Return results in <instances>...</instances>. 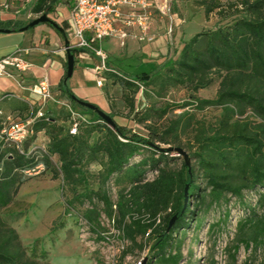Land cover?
I'll return each mask as SVG.
<instances>
[{
	"label": "trees",
	"instance_id": "1",
	"mask_svg": "<svg viewBox=\"0 0 264 264\" xmlns=\"http://www.w3.org/2000/svg\"><path fill=\"white\" fill-rule=\"evenodd\" d=\"M60 2L35 0L31 10L48 15ZM199 4L205 17L216 14L214 28L183 41L174 58L135 80L115 73L111 76L121 86L122 98L145 135L117 124L111 113L107 114L114 127L95 111L80 106L78 101L82 99L69 91L65 65L58 90L80 108L85 121L78 124L76 135H70L68 127L58 124L57 118L43 115L33 122L30 136L35 139L38 132H43L47 137L42 164L49 167V158L57 157L59 173L54 177L59 178L61 191L69 189L72 194L68 208L74 201L83 204L84 200H97L124 238L134 244L138 236L152 241L147 259L161 258L171 264H178L180 259L179 246L174 245L173 255L170 252L175 234L197 220L206 197L211 205L220 203L226 195L242 198L243 191H258L255 206L260 212L250 208L240 227H250L245 247L249 242L255 246L264 242V193H260L264 191V0H200ZM29 28L30 23L0 21V30L17 32ZM71 54L74 56V51ZM215 79L219 83L213 99L195 96ZM149 87L157 99L179 87L191 93L190 100L181 104L164 101L159 106L153 103L135 111L134 95ZM208 106L221 110L213 123L183 110L192 107L202 111ZM175 109L183 111L167 118ZM248 111L251 115L244 117ZM69 118L67 115L62 120ZM94 133L97 136L91 142ZM5 145L10 144L0 139V147ZM161 146L168 149H160ZM142 147L154 153L149 159L130 165ZM28 149L22 145V153L13 149L5 158L0 155V264H51L30 256L16 230L1 219L2 210L12 203L23 183L19 172L37 165L34 157L27 155ZM172 149H181L192 164L183 161L177 170L169 168L168 164L176 160L168 157ZM155 154L159 156L154 158ZM92 164L100 168L95 190L89 188ZM148 169L156 172L152 180L145 178ZM118 174L127 177L129 187L121 189L112 202L105 185ZM83 216L91 230L102 238L96 229L100 213L91 207ZM237 249L238 245L233 247L234 252Z\"/></svg>",
	"mask_w": 264,
	"mask_h": 264
},
{
	"label": "rangeland",
	"instance_id": "2",
	"mask_svg": "<svg viewBox=\"0 0 264 264\" xmlns=\"http://www.w3.org/2000/svg\"><path fill=\"white\" fill-rule=\"evenodd\" d=\"M199 1L177 0L173 6L171 5L170 17L161 21H158L157 17L151 21L150 30L156 37L151 43L144 42L145 46L155 45L158 37L164 36L167 45L171 47L170 58H174L183 41L202 30L214 28L218 21L216 14L212 13L205 17ZM55 12L60 13L65 10L59 8ZM47 16L50 23L56 22L55 15ZM169 31L170 33L167 34ZM108 47V45H104L103 48L106 50ZM137 52L133 53V55L137 54L136 56H129L121 62L113 57L107 60L113 64L112 69L119 73L120 77L135 80L144 73H150L167 59L165 54L153 52V50ZM99 65L102 67L101 62ZM112 74L106 72L104 68L99 69L95 74V88L108 100L110 112L117 124L132 132L145 135L142 125L133 120L132 113L129 112V108L122 98V88L113 82ZM97 81H100L101 84H97ZM218 83L219 80L215 79L208 88L199 90L195 96L205 100L213 99ZM190 95V92L178 87L170 89L165 98L157 99L152 87H149L147 90L141 89L134 95L133 107L135 111H140L153 103L159 106L164 101L181 104L184 101H189ZM56 99L58 103L49 104L53 110H49L48 115L45 116L54 115V109H58L61 103L67 104L72 111L84 116L80 108L65 96L60 95ZM82 100L92 103L86 98ZM59 110V116L55 117L62 126L67 128L68 120L64 123H61V120L70 115L68 109L61 106ZM183 110L195 113L198 119H202L206 123H213L221 115V110L213 106L205 107L202 111L192 107H186ZM183 110L175 109L173 113L169 112L166 117L171 118ZM248 115H251L249 111L244 117ZM96 136V133L92 135L91 142ZM46 143L44 135H36L35 139L29 137L23 142V148L29 147L27 155L33 156L37 165L29 170L19 172L23 183L19 186L18 193L12 203L1 212V219L16 230L27 253L38 260H48L51 264H141L143 258H149V246L152 241L148 242L145 237L138 236L134 244L124 238L121 231L108 222V218L103 213L104 208L97 200L93 199L92 203L84 200L83 204L74 201L70 208L67 207V202L72 200V194L68 192L69 189L61 191L60 180L58 177H54L56 173H59L57 157L49 158V167L42 164ZM13 149H15L13 145L2 146L0 155L5 158L6 154ZM160 149H168V146H161ZM153 153L147 147H142L139 154L135 155L129 163L132 165L142 159H149ZM158 156L159 154H155L154 158ZM168 157L176 159L168 164V167L173 170H177L183 161L186 164H192L189 159L184 158L173 149L168 151ZM99 169L96 164L89 166V173L92 175L89 188L94 190L97 188L96 173ZM155 175V171L148 169L145 178L152 180ZM200 186L204 187L203 182ZM128 187L127 177L120 174L113 175L105 185L112 202L116 201L117 194L121 189ZM260 193H264V191L261 190ZM257 197L258 191H243L242 198L226 195L220 203L211 205H209V198L206 197L205 205L198 214L197 220L190 221L184 231L179 230L174 236V244L170 252L173 255L174 245L179 246L178 264H264V242L257 246L249 242V246L245 247V241L250 239V227L245 229L240 227L241 221L250 208L254 207L257 212H260L257 205L255 206ZM91 207L100 213L96 229L108 234L114 233L111 242H106L98 237L85 221L83 213ZM236 245H238V249L234 252L233 247ZM146 264H171V262L157 258L156 260L147 259Z\"/></svg>",
	"mask_w": 264,
	"mask_h": 264
},
{
	"label": "crops",
	"instance_id": "3",
	"mask_svg": "<svg viewBox=\"0 0 264 264\" xmlns=\"http://www.w3.org/2000/svg\"><path fill=\"white\" fill-rule=\"evenodd\" d=\"M34 1L35 0H0V21L30 23L37 17L43 15L32 12L31 9ZM60 1L61 2L55 7V11L61 8L64 9L65 12L56 13L54 11L48 14L56 16L55 23H40L27 30L17 32H0V57L11 54L17 49L29 48L30 53L26 58L33 64V66L26 73L21 75V77H0V110L7 115H11L16 120L26 119L34 115L38 110H41L44 115H48L47 113L49 110H53L49 105L53 102H47L45 105L39 106L40 103L37 97L28 89L31 84L45 76L50 85L52 94L55 98L59 97L60 91L58 90V86L65 73L67 55L68 53L71 54V51H74L75 54L73 56V73L68 80L69 91L80 99H88L105 113H111L108 100L105 96L101 95L94 86L95 74L98 71L97 68L101 69L99 65L100 59L93 51L78 50L72 47V40L66 34V29L68 26V16L73 6V0ZM2 5H7L8 8H3ZM157 28L159 29V26H157ZM158 38L155 45L150 47H146L144 42L140 43L137 39L132 37L126 40L123 47L114 39H105L99 44V47L106 54L107 59L113 57L120 62L132 56L137 50H141L137 53L153 50V52L165 54L167 57L165 61H167L171 56V47L167 45L164 36H159ZM104 45H108V49L105 50L103 48ZM153 54L155 55V53ZM136 55L137 54H134L133 56ZM104 66V70L119 75V73L112 69L114 66L108 60ZM4 95H9V97L1 99ZM59 109H61V106H58V109H54L55 113L51 115V117L59 116ZM67 122L69 129L70 118ZM57 123L60 124L58 119ZM61 123H64V121L61 120ZM36 135L43 136L44 133L38 132ZM44 137L48 142L47 137L45 135Z\"/></svg>",
	"mask_w": 264,
	"mask_h": 264
},
{
	"label": "built area",
	"instance_id": "4",
	"mask_svg": "<svg viewBox=\"0 0 264 264\" xmlns=\"http://www.w3.org/2000/svg\"><path fill=\"white\" fill-rule=\"evenodd\" d=\"M176 1L73 0L66 34L71 38L73 48L93 51L102 63L101 68H104L107 56L99 47L102 41L114 39L121 47L130 37L139 42H152L156 35L150 30L151 21L157 17L159 20L170 17L171 5ZM2 7L8 8L7 5ZM169 33L170 31L167 32ZM29 53V48H22L0 57V77L15 78L26 73L33 66L26 58ZM97 84H101L100 81H97ZM28 90L37 97L39 106L47 102L58 103L45 76L31 84ZM7 97L9 95H4L1 99ZM60 105L67 107L70 114L69 134L76 135L78 124L85 121V117L72 111L65 103ZM43 115V112L38 110L26 119L16 120L0 110V139L22 153L23 142L33 134L31 130L33 122ZM108 222L114 225L113 219H108ZM156 222L159 223V217ZM99 234L106 242H111L114 237L112 232Z\"/></svg>",
	"mask_w": 264,
	"mask_h": 264
},
{
	"label": "water",
	"instance_id": "5",
	"mask_svg": "<svg viewBox=\"0 0 264 264\" xmlns=\"http://www.w3.org/2000/svg\"><path fill=\"white\" fill-rule=\"evenodd\" d=\"M40 23H50V19L45 14H43V15L37 17L36 19H34L33 21H31L30 26L34 27ZM0 32L1 33H8L9 30H0ZM73 67H74V57L72 54L68 53L67 60H66V79H69L72 76ZM78 104L82 107H85L87 109L95 111L101 117V119H103L108 125L114 127L115 123L109 117V115L107 113H105L104 111L98 109L94 104L89 103L87 101H83V100H79ZM175 151H177L184 158H186V154L181 149H176ZM184 195L186 196V189L184 191ZM184 202H186V198H185ZM173 219H174V217H173ZM173 219L170 221V224L172 223ZM146 260H147V258H143L141 264H146Z\"/></svg>",
	"mask_w": 264,
	"mask_h": 264
}]
</instances>
